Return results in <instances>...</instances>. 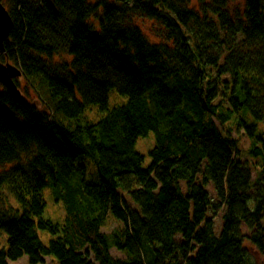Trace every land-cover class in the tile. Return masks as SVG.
Wrapping results in <instances>:
<instances>
[{"label":"trees","instance_id":"trees-1","mask_svg":"<svg viewBox=\"0 0 264 264\" xmlns=\"http://www.w3.org/2000/svg\"><path fill=\"white\" fill-rule=\"evenodd\" d=\"M7 4L38 102L0 83V264H259L264 0Z\"/></svg>","mask_w":264,"mask_h":264},{"label":"rangeland","instance_id":"rangeland-1","mask_svg":"<svg viewBox=\"0 0 264 264\" xmlns=\"http://www.w3.org/2000/svg\"><path fill=\"white\" fill-rule=\"evenodd\" d=\"M0 1H2L6 6H8L7 0H0ZM18 79H19V86H20V89L23 91L22 93H23L24 97L38 102V100H37L38 99L37 98L38 93H36V91L34 89H30V91L28 93H27V90H25L26 85H27V79H25L23 76L18 78ZM115 95H117V93L115 91H113V93L110 94V96L112 97V100H115ZM137 140L138 141H137V145H136V150L142 152L145 155L146 165H149V163L151 162V156L149 154V151H150V148H152L155 144L154 133L151 132L148 134V136L139 137ZM249 143L250 142H249L248 138L246 137L242 141V146H244V148L247 149V147H249L248 146ZM5 168H7V166L0 163V169H5ZM255 175H256V173H254V176ZM210 190L212 191L211 186H210ZM44 198H46V202H47L46 207H45V209H46L45 216L49 217L51 219H55V220H62L64 218V215H65V208H63L61 202L60 203L57 202L56 199L53 197V195L50 194L49 188H47L45 190ZM216 223L219 224V226L221 225V217H217ZM117 226H118V222L115 221L114 219H111V220H109L108 225L104 229H105V231L108 232V231L114 230ZM40 235H41L42 241H44L46 244H49V238H50L49 232L44 231V230L43 231L40 230ZM4 236L6 237L7 234L4 233ZM2 246H7V244L3 242ZM113 254L116 257L123 256V253L121 251L119 252L118 250H115V249H113ZM256 255L257 256H254V259L257 262H259V264H264V255H258V254H256ZM50 262H51V259L48 256H46L45 257V263H50ZM10 264H29L28 257L25 255L18 260H11Z\"/></svg>","mask_w":264,"mask_h":264},{"label":"water","instance_id":"water-1","mask_svg":"<svg viewBox=\"0 0 264 264\" xmlns=\"http://www.w3.org/2000/svg\"><path fill=\"white\" fill-rule=\"evenodd\" d=\"M14 20L12 14L7 6L0 1V49L5 51V41L10 37L12 28L14 27ZM23 76L21 68L10 61L2 62L0 60V83L5 85L10 91L17 96L22 95V90L19 88L17 80ZM17 79V80H16Z\"/></svg>","mask_w":264,"mask_h":264}]
</instances>
